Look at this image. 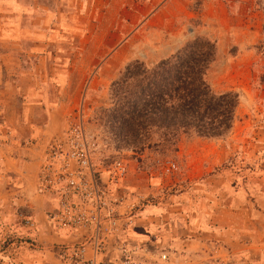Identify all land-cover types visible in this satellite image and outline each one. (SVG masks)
Instances as JSON below:
<instances>
[{"label": "rangeland", "instance_id": "rangeland-1", "mask_svg": "<svg viewBox=\"0 0 264 264\" xmlns=\"http://www.w3.org/2000/svg\"><path fill=\"white\" fill-rule=\"evenodd\" d=\"M3 26L0 163L6 144L32 137L45 107L58 105L46 148L81 119L103 185L118 199L110 231L128 241L139 231L172 264H264V0H0ZM197 36L215 43L213 91L238 95L230 131L125 147L107 120L112 82L129 63L151 66ZM115 160L126 166L119 181L108 176ZM167 160L173 173H163ZM3 175L0 264H67L63 244L83 241V230L58 245L17 231Z\"/></svg>", "mask_w": 264, "mask_h": 264}, {"label": "trees", "instance_id": "trees-1", "mask_svg": "<svg viewBox=\"0 0 264 264\" xmlns=\"http://www.w3.org/2000/svg\"><path fill=\"white\" fill-rule=\"evenodd\" d=\"M215 56V43L197 36L151 66L129 63L112 82V107L105 109L119 141L140 152L150 144L175 147L182 134H227L239 99L209 85Z\"/></svg>", "mask_w": 264, "mask_h": 264}, {"label": "built area", "instance_id": "built-area-1", "mask_svg": "<svg viewBox=\"0 0 264 264\" xmlns=\"http://www.w3.org/2000/svg\"><path fill=\"white\" fill-rule=\"evenodd\" d=\"M95 140L85 131L81 119L68 125L63 137L54 139L45 150L36 181V190L50 209L47 220L57 230L83 232V241L63 244L67 264H172L166 249L151 250L120 240L116 229V197L109 195L102 173L96 167ZM109 177L119 181L126 174L122 160L110 166ZM163 173H173L177 165L167 160ZM31 225L32 222L24 219Z\"/></svg>", "mask_w": 264, "mask_h": 264}, {"label": "crops", "instance_id": "crops-1", "mask_svg": "<svg viewBox=\"0 0 264 264\" xmlns=\"http://www.w3.org/2000/svg\"><path fill=\"white\" fill-rule=\"evenodd\" d=\"M1 29L0 35L2 34L1 31L4 30L5 32V27ZM57 108L58 105L45 107L44 121L41 126L35 125L38 130L33 134L35 136L32 135L23 142L14 138L12 142L7 143L9 152L0 163V169L4 172L3 177H5V196L9 204L6 217L14 222L20 220L17 231H21L26 236L33 237L36 241L46 245L65 243L73 235V232L57 230L51 226L45 210L47 203L41 199L36 191V177L45 157V148L53 137L54 131H51L53 126L52 113ZM16 210H18L17 213ZM24 219L30 220L32 224L25 223ZM139 235V231L135 232L134 238L129 242L142 245L143 242L138 239ZM118 238L124 239L122 235Z\"/></svg>", "mask_w": 264, "mask_h": 264}]
</instances>
